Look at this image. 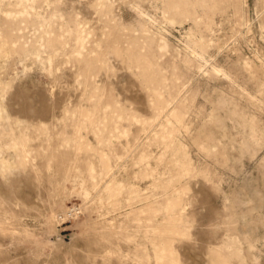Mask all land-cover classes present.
Listing matches in <instances>:
<instances>
[{
	"label": "rangeland",
	"instance_id": "obj_1",
	"mask_svg": "<svg viewBox=\"0 0 264 264\" xmlns=\"http://www.w3.org/2000/svg\"><path fill=\"white\" fill-rule=\"evenodd\" d=\"M0 264H264V0H0Z\"/></svg>",
	"mask_w": 264,
	"mask_h": 264
}]
</instances>
